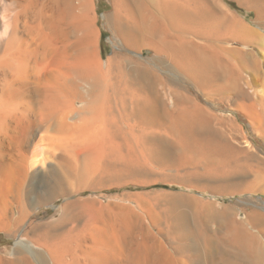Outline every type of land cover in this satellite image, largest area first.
<instances>
[{"label":"bare ground","instance_id":"obj_1","mask_svg":"<svg viewBox=\"0 0 264 264\" xmlns=\"http://www.w3.org/2000/svg\"><path fill=\"white\" fill-rule=\"evenodd\" d=\"M237 1L260 25L264 0ZM111 3L103 18L118 50L103 58L94 0H0V167L10 157L0 227L17 239L14 259L0 264H104L119 254L108 242L86 244L73 226L33 220L58 198H50L57 179L32 177L36 144L52 137L73 162L80 154L108 158L121 179L176 157L191 174L221 179L219 190L264 194V156L236 116L244 113L264 138V61L253 51L260 44L264 58L262 31L224 0ZM11 132L17 138L7 153ZM48 157L39 158L43 166ZM169 202L178 230L158 244L152 231L139 235L128 264H264V207L242 217L196 195L170 193ZM190 217L218 229L188 230Z\"/></svg>","mask_w":264,"mask_h":264},{"label":"rangeland","instance_id":"obj_2","mask_svg":"<svg viewBox=\"0 0 264 264\" xmlns=\"http://www.w3.org/2000/svg\"><path fill=\"white\" fill-rule=\"evenodd\" d=\"M94 2L96 25L100 29L99 49L102 57L107 58L108 55H112L118 50L117 41L103 18L104 13H110L113 10V5L111 0H94ZM224 3L248 25L264 34V15H261L262 18L260 16L261 23L259 25L255 22L256 11L254 9L242 6L237 0H224ZM256 46L253 50L254 53L258 49L257 57L264 61L263 55L259 51L261 45ZM240 47L243 48V46ZM244 50L247 48L244 47ZM145 53L149 54L150 52L145 51ZM259 86L261 87L260 84L257 85V87ZM212 110L216 111L218 115H224L228 111L227 108H223V112H221L222 110L216 107H212ZM236 116L237 124L244 127L246 139L251 141L257 151L264 156V138L253 129L249 118L244 113L236 112ZM236 129L231 130L235 136L239 134V130ZM16 138L17 134L11 132L5 141V152H10ZM57 145L59 146V141L52 137L41 141V143L37 142L33 152L35 155V167L32 169L33 179L37 180L33 174H40L41 178L51 176L60 183H57L58 186L55 184L50 194L51 199L58 197L57 200L39 208L34 212L32 218L35 222L52 220L60 226L59 229L73 226L78 229L74 228L75 231L77 230L76 232L82 234V240L89 245L94 242L114 244V248L119 254L113 255L116 259L114 257L110 259L112 255L110 254V258H107L108 262L106 261L104 264H128L130 248L139 235L152 231L158 236L155 241L158 244L159 241H166V231L178 230L180 223L174 217L175 213L171 211L170 193L196 195L203 200V204L211 202L215 209L230 207L235 211H241L242 217L245 212L251 211L255 206L264 207L263 193H251L241 189L219 190L217 187L222 184L221 179H211L202 173L191 174L188 172L191 164L175 165L173 162L178 161L176 157L172 160L170 157V160L168 159L162 164L151 160L150 170L148 169L147 173L138 174L136 177L129 176L131 179L127 176L128 179L125 176L121 179V176L117 174L119 168H111L108 158L96 160L95 157L91 159L88 155L80 154L77 162H73L70 157L63 156L65 153H62L63 151H60ZM43 156H49L44 166L39 159ZM9 158H6L1 164L0 180H5L4 178L7 177L6 168L10 162ZM74 164L76 165L74 166ZM145 182L149 184H145ZM186 222L185 228L188 230L199 228L212 233L218 229V224L205 223L192 217L188 218ZM0 228V257H3L4 260H12L15 257L17 239L6 229ZM147 242L155 243L152 238ZM162 262L164 263V260L160 261V263ZM174 264H194V262L179 259Z\"/></svg>","mask_w":264,"mask_h":264}]
</instances>
